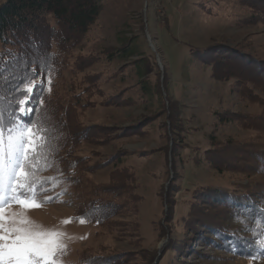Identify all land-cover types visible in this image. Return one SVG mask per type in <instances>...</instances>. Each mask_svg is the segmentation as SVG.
Returning <instances> with one entry per match:
<instances>
[{"label":"rangeland","instance_id":"1","mask_svg":"<svg viewBox=\"0 0 264 264\" xmlns=\"http://www.w3.org/2000/svg\"><path fill=\"white\" fill-rule=\"evenodd\" d=\"M96 1L95 21L70 48L64 44V74L52 79L33 127L11 130L20 195L0 208V236L8 237L0 245L20 234L12 229H32L59 234L40 264H264L201 243L197 232L228 225L264 247V228L252 216L205 203L216 190L247 191L251 204H264V93L244 99L235 78L216 81L196 56L216 46L215 53L230 48L264 61V21L251 12L252 4L261 12V0ZM174 102L180 121L171 125ZM130 174L134 186L125 181L128 195L115 215L99 225L76 219L100 188ZM103 207L92 208L95 220Z\"/></svg>","mask_w":264,"mask_h":264},{"label":"trees","instance_id":"2","mask_svg":"<svg viewBox=\"0 0 264 264\" xmlns=\"http://www.w3.org/2000/svg\"><path fill=\"white\" fill-rule=\"evenodd\" d=\"M260 6H262L263 12L262 10L259 12L258 6L253 4L251 12H253L254 17H257V20L261 17L264 21V0H261ZM97 16L96 0H0L1 209L20 195L14 189V185L17 183V171L21 167L22 162L20 161L19 152L14 150L15 147L12 144H9V139L12 137L11 130H17L15 129L16 126L23 129L24 127L28 129L33 127L35 116L41 103L45 100L44 94L52 79H59L64 74V67L67 65L64 59L65 55H67L64 52V44H67L68 48H70L69 46L74 43L73 39L83 36ZM50 22L55 26H52ZM65 35L67 38H65ZM53 45H56L55 50ZM215 47H210L208 51H198L196 56L202 58V62L210 66L212 77L216 81H228L231 78H235L238 81L237 86L243 98L250 101L255 97L253 92L255 89L264 93V61L254 60L251 63L247 60V55L230 48H224L222 52L215 53L216 51L214 52L213 50ZM247 85H251V87L248 86L242 92L240 90L241 87ZM248 96L251 97L248 98ZM172 106L173 108L170 109L174 110H170L169 115L171 125L180 121V106L176 102L172 103ZM29 109L31 110L30 112ZM237 117L238 115H231L229 116L230 120H228L221 115L219 119L222 122H229L233 119L239 121ZM249 124L251 125L252 121H249ZM175 132L177 130H171V133L175 134ZM222 152H225V150ZM244 153L246 152H242V154ZM79 162L80 164L84 163L82 160ZM260 165L264 169V162ZM71 167L76 169L75 171L72 170L75 173L80 165L74 161L71 163ZM213 167L214 171L218 173L222 170L221 167L219 168L215 165ZM79 172L81 173V171ZM66 175L67 173L64 172V176ZM127 180L134 186V176L130 174L128 179L122 177L120 183L111 182V186L100 188L97 191L100 196L95 201L96 203L92 204L86 212L77 213L76 219L99 225L103 220H107L109 215H115L116 212L113 210L120 209L119 207L124 202L122 200L126 194L128 195V190L123 186ZM112 181H114V178ZM65 182L64 192L66 189ZM170 190L172 193L171 188ZM245 192L247 191H244L243 195L238 197L237 195L221 193L215 190L207 195L209 200L205 203L213 208L225 207L229 212L231 209L237 208L239 211L232 213L243 217L252 216V220L258 223V226L264 228V204H251L253 197H250L249 193ZM130 195L132 196V194ZM169 197L172 199L171 194H169ZM128 199L131 200V198ZM111 200L114 201V204L110 203ZM237 200H239V204L232 202ZM106 201L109 203L106 204ZM99 204L108 210L99 211L97 215H100L102 220H95L91 216L94 213L92 208L99 209ZM244 204H250V206L244 207ZM174 206L175 204L170 200L169 210L171 211V207L173 208ZM246 209H250V211L245 212ZM223 228L215 230L214 226H212L204 230L205 232H202V230L197 231L201 236V243L210 242L212 244L209 245L212 247L213 245L227 247L232 254L237 256L264 258V247L261 246L256 238L242 239L241 236L238 237L235 233L233 235V232L228 229V225H224ZM209 231L216 233V236L214 235L215 238L211 236L214 233ZM172 244L173 241L168 240L162 256L168 253L169 249L172 248ZM154 260L155 254L148 258L149 263ZM108 261L110 262V259ZM82 262V264H94L86 261ZM161 262L158 261L155 264H161Z\"/></svg>","mask_w":264,"mask_h":264},{"label":"snow or ice","instance_id":"3","mask_svg":"<svg viewBox=\"0 0 264 264\" xmlns=\"http://www.w3.org/2000/svg\"><path fill=\"white\" fill-rule=\"evenodd\" d=\"M31 110L29 109V112ZM19 232L11 244L0 245V264H40L39 257L47 258L55 250V232H40L32 229H12ZM8 237L0 236V240Z\"/></svg>","mask_w":264,"mask_h":264}]
</instances>
